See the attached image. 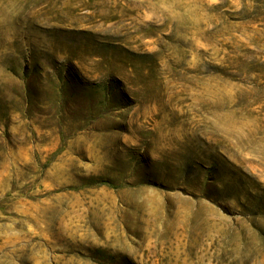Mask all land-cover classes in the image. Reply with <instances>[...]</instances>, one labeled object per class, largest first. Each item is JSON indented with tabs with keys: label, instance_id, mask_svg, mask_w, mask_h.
<instances>
[{
	"label": "rangeland",
	"instance_id": "1",
	"mask_svg": "<svg viewBox=\"0 0 264 264\" xmlns=\"http://www.w3.org/2000/svg\"><path fill=\"white\" fill-rule=\"evenodd\" d=\"M0 264H264V0H0Z\"/></svg>",
	"mask_w": 264,
	"mask_h": 264
}]
</instances>
